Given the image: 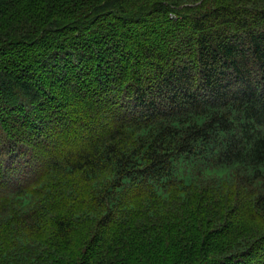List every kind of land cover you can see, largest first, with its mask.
I'll list each match as a JSON object with an SVG mask.
<instances>
[{
    "label": "trees",
    "instance_id": "16d2710c",
    "mask_svg": "<svg viewBox=\"0 0 264 264\" xmlns=\"http://www.w3.org/2000/svg\"><path fill=\"white\" fill-rule=\"evenodd\" d=\"M0 264H264V0H0Z\"/></svg>",
    "mask_w": 264,
    "mask_h": 264
}]
</instances>
